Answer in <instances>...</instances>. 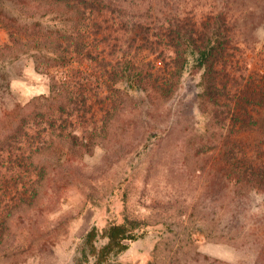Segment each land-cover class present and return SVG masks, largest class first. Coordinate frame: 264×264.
<instances>
[{
	"label": "rangeland",
	"instance_id": "rangeland-1",
	"mask_svg": "<svg viewBox=\"0 0 264 264\" xmlns=\"http://www.w3.org/2000/svg\"><path fill=\"white\" fill-rule=\"evenodd\" d=\"M148 4H128L131 19ZM173 6L176 14L225 9L250 64L264 60V0H173ZM8 42L0 24V44ZM135 59L148 61L145 54ZM124 62L117 53L104 61L76 60L68 68L76 70L78 82L76 148L65 142L64 150L41 154L47 172L35 196L0 197L1 207L9 206L4 221L0 216V264H91L88 232L98 230L95 243L102 245L103 228L126 218L141 221L144 234L112 255L114 264H203V255L234 263L247 257L238 246L242 235L220 234L226 201L206 163L209 153L199 152L198 143L206 141L205 148L209 137L219 136L200 107V72L186 71L171 98L150 102L124 80L114 85L113 67ZM9 66L21 101L48 92V75L31 59L22 56Z\"/></svg>",
	"mask_w": 264,
	"mask_h": 264
},
{
	"label": "trees",
	"instance_id": "trees-1",
	"mask_svg": "<svg viewBox=\"0 0 264 264\" xmlns=\"http://www.w3.org/2000/svg\"><path fill=\"white\" fill-rule=\"evenodd\" d=\"M6 1L0 5V24L9 32V42L0 44V197L35 196L47 172L41 154L64 150L65 142L76 148L78 82L76 70L68 71L76 60L104 61L121 53L125 62L113 67L114 85L124 80L150 102L171 98L193 69L201 76L200 107L219 130L215 141L208 138L212 144L198 148L209 153L206 163L226 201L220 234L242 235L238 246L247 255L234 263L203 255V264H264V60L250 64L229 13L190 8L176 14L173 0H149L133 20L127 5L143 0ZM137 54L148 61H136ZM22 56L49 77L48 92L26 101L13 92L9 66ZM142 228L132 218L111 222L101 232L102 245L91 229V264H114L111 256L140 238Z\"/></svg>",
	"mask_w": 264,
	"mask_h": 264
}]
</instances>
